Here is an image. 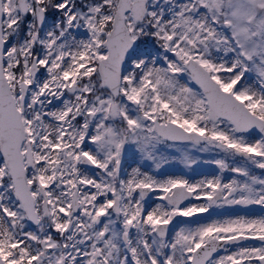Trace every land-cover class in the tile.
<instances>
[{
	"label": "snow or ice",
	"instance_id": "snow-or-ice-1",
	"mask_svg": "<svg viewBox=\"0 0 264 264\" xmlns=\"http://www.w3.org/2000/svg\"><path fill=\"white\" fill-rule=\"evenodd\" d=\"M0 264H264V0H0Z\"/></svg>",
	"mask_w": 264,
	"mask_h": 264
}]
</instances>
